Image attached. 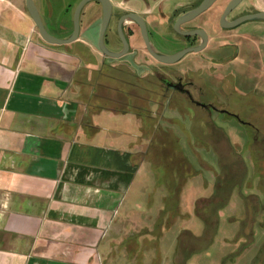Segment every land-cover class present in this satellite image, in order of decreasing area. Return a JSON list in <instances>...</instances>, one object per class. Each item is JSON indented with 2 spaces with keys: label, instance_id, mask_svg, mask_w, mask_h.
<instances>
[{
  "label": "crops",
  "instance_id": "obj_1",
  "mask_svg": "<svg viewBox=\"0 0 264 264\" xmlns=\"http://www.w3.org/2000/svg\"><path fill=\"white\" fill-rule=\"evenodd\" d=\"M203 26L206 47L172 67L215 107L144 85L163 68L146 56L131 66L142 84L130 85L105 69L131 55L110 62L83 31L49 44L24 0H0V264H136L140 254L142 264H229L251 230L242 255L264 243V166L253 157H264L261 127L240 120L251 130L233 135L212 112L229 114V96L264 110V21ZM173 146L193 174L177 193L165 176L180 167L159 160Z\"/></svg>",
  "mask_w": 264,
  "mask_h": 264
},
{
  "label": "rangeland",
  "instance_id": "obj_2",
  "mask_svg": "<svg viewBox=\"0 0 264 264\" xmlns=\"http://www.w3.org/2000/svg\"><path fill=\"white\" fill-rule=\"evenodd\" d=\"M24 1L26 3V0H24ZM125 1L126 0H111V2L116 5L117 12H115L114 17H113V22H112V24H110V27L108 29V35H109V38L111 40L110 47H112V48H119L120 47L118 37L116 36V17H118L120 15V13H122L123 11L125 12L126 8H127V10H129V9L137 10L141 15L146 16L149 23H150V26H151V29L153 30V32L160 31V33H163V34L168 33V26H167L168 21L166 18H168L169 15L172 16V14H173L172 11L166 12L167 13L166 16L162 17L157 13L156 9H154L152 11L153 13H151V11H148L147 13H145L144 9L133 8L132 4H129V3L124 4ZM35 2L39 8V11L41 13V16H42V19H43V22H44L46 28L48 29V31L52 35H54L55 37H58V38H64V37L69 36L73 32V30H74V15H75L76 8L79 5V3L81 2V0H35ZM196 2H197V0H191L190 3H187L185 9L195 5ZM174 5H176V4H174ZM121 6H123L125 8H123ZM181 11H182V9H179L178 11H176L175 15H177ZM213 13L214 12L212 11V14L211 13L204 14L199 20L190 23L188 26H193V25H197V24H206L214 16ZM102 17H103L102 16V9H101L99 2L98 1H92L84 7V9L82 11V18H81V23H82L81 24V31H83L82 32L83 36L86 37V39L89 38L90 41L92 42L93 46L101 54H103V53L100 50V48L98 47V39L100 36L101 27H102ZM131 26L132 25L130 23H128L126 25L128 30H130L129 28ZM36 30L39 33V29L37 28V26H36ZM132 32L133 31L131 30L130 33H132ZM170 32L167 35V37L173 38V37L177 36V34H175L174 32H172V31H170ZM154 37H155V39H156L155 41H157L158 45H161L162 47H164L163 46L164 40L162 39V37H160L158 35H155ZM133 39L135 40V37ZM135 48L142 49L143 46H142V44L137 43L135 45ZM103 56H105V58L110 62H114V60H116V59L111 58L109 56H106L104 54H103ZM139 56L141 58H144V56H146L145 60H147V61L152 60V62H154L155 64H160V66H162L161 63H158L149 54H145V52H141L139 54ZM105 71L108 72V74L111 73L113 75H116L117 77L118 76L128 77L133 83V84L131 83L130 85L142 84V82H140V81H137V82L135 81L134 77H135V71H137L136 69H131V70L127 71L123 66L121 67V66L117 65L116 67H107L105 69ZM127 74H128V76H127ZM150 81L151 82H148V80L145 81L144 85H153L154 84V86L156 85V86L160 87V84L157 82L156 78L154 80H150ZM101 82H102V80L99 81V84H97V86L100 85ZM101 85H103V84H101ZM106 85H110L111 87H117V88H119L120 86H125L123 82L121 83L120 81L114 80V79L111 80L110 78L106 81ZM99 88H100V86H99ZM99 88H97V89H99ZM101 88H103V87L101 86ZM129 91H131V90H129ZM196 98L202 104L210 103L208 101H211L209 97L203 98V97L197 96ZM223 98H224V100H226V96L225 97L223 96ZM228 99H229V102L227 105L224 106L223 109H226L229 112V114L219 113V112H215L212 110L214 116L215 117L217 116V118H218V120H217L218 123L223 125L225 128L228 129V131H230V133H232L234 135L237 132H239V133L244 132L245 133L246 129L251 130L250 127H246V126H243L241 124L240 120H243L246 122H250V123H254L256 125H259L261 127V130H262L260 134L264 135V110H262L263 108H258V109L255 108L254 110L253 109L250 110L248 104H246V107L243 108L245 105H243L241 103V100L245 99L247 101L248 100L250 101V99H251L250 96L247 98H240L241 100H239L238 97L229 96ZM174 101L175 100L172 99L171 102L173 103ZM197 111L200 112L199 114H204L202 109H198ZM165 121H167V122H165L166 126L169 123H174V124L176 123L175 124L176 129L179 130L177 127L178 126L177 121H174L173 119H169V121L168 120H165ZM225 123H228V124L230 123L231 125L229 126ZM199 131H200V129L198 128V126H196L195 132H199ZM255 133L256 132H254V131L252 132V134H255ZM258 134H259V132H258ZM252 144H253L252 149H254L253 148L254 147L253 141H251V145ZM262 144L264 146V143H261V145H260V143H256L255 146L257 148H260V147H262ZM157 149H158V147H157ZM170 153H171V148H169V150H165L162 156L168 155ZM260 156H262L261 153L259 154L258 152L253 151V157L255 158V160H257V165L259 164V166H264V157L260 158ZM263 156H264V153H263ZM159 160H160V162L165 164V166H168V164H170V166L172 167L176 163V160L173 158L167 159V158L162 157ZM168 179L172 182L173 175L169 176ZM262 227H264V226H262ZM262 232L263 231L261 229L260 233H262ZM259 240H260V243L263 242V239L260 238ZM260 243H258V245H260ZM231 244L234 245L232 247L234 249H236L235 244H233V243H231ZM258 245L256 246V248H253L254 252L250 251L251 249H249V253H247L245 255H242V252H241L238 256L228 259L227 263H229V264H247V263L252 264V262L257 261L258 259H259V261L256 264H259L260 262L263 263L264 262V251H262L261 253L259 252L261 249V246L263 244L260 247H258ZM128 250H129V254L131 255L130 257L131 258L135 257L136 252H133V251H135L134 246L130 245ZM139 256H141V254ZM139 256H136V258H137L136 264H142V262L144 261L143 257L141 259V257H139ZM143 256H144V254H143ZM180 260H179V262H180ZM180 264H182V263H180Z\"/></svg>",
  "mask_w": 264,
  "mask_h": 264
},
{
  "label": "flooded vegetation",
  "instance_id": "obj_3",
  "mask_svg": "<svg viewBox=\"0 0 264 264\" xmlns=\"http://www.w3.org/2000/svg\"><path fill=\"white\" fill-rule=\"evenodd\" d=\"M191 0H126L124 2V4H132L133 8H140V9H144L145 13H147L148 11H151V13H153L152 11L154 9H156L157 13L162 16L165 17L166 16V12H171L172 11V16H168L167 21V26H168V33L167 34H163L160 33V31H156L153 32V30L151 29L150 23L147 19L146 16L141 15L137 10L134 9H129L127 10V8L125 9V12L123 11L122 13H120V15L118 17H116V36L118 37V41L120 43V47L119 48H112L110 47V43L111 40L109 38L108 35V29L110 27V24H112L113 22V17L115 12H117V8L116 5L113 4V8H112V15H111V20L108 26V29L106 31V35H105V43L106 46L113 51H123L125 49L124 47V43L119 35V23L121 21V19L128 14H138L141 17L144 18L146 24H147V30H148V36H149V40L152 44V46L158 50L161 53L164 54H175L178 53L184 49H187L191 46H196L198 44L202 43V37L195 35V36H184L181 33L177 32L175 29V25L177 20L185 13H187L188 11L198 7L203 0H197L196 4L185 9L187 3H190ZM233 2V0H216L214 2V4L203 14H201L200 16H198L196 19H194L191 22L188 23H184L181 25V30L182 31H190V30H196V29H205V27L201 24H197V25H193V26H188L190 23L195 22L197 20H199L204 14L207 13H211L212 11L214 12V16L212 17V19L210 21H208L206 24L208 25L210 24H216L218 26V28L221 31H237L240 28H242L243 26L251 23V22H255V21H247L244 22L234 28L228 29V28H224L223 27V22L222 20L224 19V16L226 14V17L224 19V23L225 22H234L237 21L238 19L246 16V15H251V14H256V13H261L264 12V8H260L258 7V4H263L264 5V0H241L234 8H232L229 12H227V9L229 8L230 4ZM101 9H102V16H103V7L102 4L99 2ZM176 4V5H174ZM123 7V6H121ZM155 7V8H154ZM125 8V7H123ZM179 9H182V11L180 13L176 14V11H178ZM169 10V11H168ZM164 19V18H163ZM130 23L132 26L129 28L130 30L127 29L126 25ZM205 24V25H206ZM131 30L133 31L132 33ZM206 30V29H205ZM123 31H124V35L126 37V40L129 44V50L128 53L126 55H124L122 58H127L128 56H132V60L131 61H127L129 63H124L123 67L129 71L131 70V66H137L134 62L133 59L138 57L139 54L141 52H145V54H149L153 59H155L148 51L147 48V44H146V40L145 37L143 35L142 32V28L141 26L131 20H127L123 23ZM172 31L175 34H177L176 37H167V35L169 34V32ZM207 31V30H206ZM171 33V32H170ZM208 33V31H207ZM155 35H158L160 37H162V39L164 40V44L162 47L161 45H158L157 41H155ZM135 37V40L133 39ZM208 38H209V34H208ZM137 43L142 44L143 48L142 49H138L135 48V45ZM98 47H99V39H98ZM234 57H237L240 51V48L238 45H234ZM185 57V56H184ZM183 57V58H184ZM158 63L159 62L157 59H155ZM161 65H163V68H161V70L156 74V78L158 80V83L160 84V88L164 91V92H174L177 94H183L186 97V100L189 101L192 104H198V105H205V106H209V107H215L214 104H212V102L210 103H200L197 98L194 96L193 94V90H196V85L194 84L193 81H190L188 79H185L184 76H181L179 74V72L172 67L173 64H164L161 63ZM166 67V68H164Z\"/></svg>",
  "mask_w": 264,
  "mask_h": 264
},
{
  "label": "water",
  "instance_id": "obj_4",
  "mask_svg": "<svg viewBox=\"0 0 264 264\" xmlns=\"http://www.w3.org/2000/svg\"><path fill=\"white\" fill-rule=\"evenodd\" d=\"M92 1L100 2L102 4V7H103L102 27H101L100 36H99V48L104 55L109 56V57L114 58V59H119L128 53L129 44H128L126 37L124 35L123 23L127 20H131V21L138 23L141 26L149 53L161 63L175 64L178 61H180L188 53L200 52L206 47L207 42H208L207 31H205L204 29L182 31L180 27L182 24L191 22L194 19H196L198 16H200L201 14L206 12L214 4V2L216 0H203V2L198 7H196L194 9L188 11L187 13L183 14L177 20L176 25H175V29L177 32H179L182 35L187 36V37L198 35V36H201L203 40H202L201 44H199L197 46H191V47L184 49V50H182L178 53H175V54H164V53H161L158 50H156L152 46V44L149 40L147 24H146L144 18L138 14H133V13L125 15L119 23V35H120V37L124 43L125 49L123 51L110 50L106 46L105 35H106V31L108 29V26H109V23L111 20V15H112L113 4H112L111 0H81V2L79 3V5L76 8L75 15H74V30L69 36L64 37V38L55 37L54 35H52L48 31V29L46 28V26L43 22L41 13L39 11V8H38L35 0H26V7H27V10H28L31 18L33 19L35 25L39 29V33H40L42 39L45 42H47L49 44H53V45H67V44H71V43L77 41L80 38L82 11H83L84 7ZM240 1L241 0H233V2L230 4L229 8L227 9V12H229L232 8H234ZM226 14L224 16V19L226 17ZM224 19L222 20L223 27L231 29V28H234V27H236V26H238L244 22H247V21H264V12L246 15V16L238 19L237 21L230 22V23L229 22L224 23Z\"/></svg>",
  "mask_w": 264,
  "mask_h": 264
},
{
  "label": "trees",
  "instance_id": "obj_5",
  "mask_svg": "<svg viewBox=\"0 0 264 264\" xmlns=\"http://www.w3.org/2000/svg\"><path fill=\"white\" fill-rule=\"evenodd\" d=\"M172 152V154L174 155V157H173V159H175L176 160V163H175V165H173L172 167L173 168H178V167H180L179 169L181 170L180 171V174H178V176H175L176 174H174L175 173V171H174V169H171V172H173V174H168L167 175V177L165 176V179L166 180H168V177L169 176H172L173 175V179H172V181H173V184H176L175 186H176V193H177V190L179 189V187L189 178V177H191L193 174H191V173H189V170H188V168H187V164L183 161V159L179 156V154H178V149L175 147V146H173V149L171 150ZM240 164H242V162H241V160H240ZM243 165V164H242ZM186 166V167H185ZM183 169V170H182ZM185 169V170H184ZM176 170V169H175ZM183 171V172H182ZM239 176H241V175H239ZM238 176V177H239ZM214 209L216 210L217 209V207H214ZM260 209H261V207L259 206V205H255L254 206V211H253V214H257V213H259L260 212ZM216 231H217V222L215 221V222H213V223H211V224H209L208 226H207V233H208V236H211V237H209V242H211V240H212V238H213V235L216 233ZM247 239H248V241L247 242H245V243H243L241 246H240V248L234 253V254H232L231 256H229L230 258H234V257H236V256H238L241 252H243L244 251V249L248 246V245H250L253 241H254V232H253V230H251L250 231V234L247 236ZM191 247H189V246H187V247H185V250H187V251H192L191 249H190ZM262 251H264V243H263V245L261 246V249H260V253L262 252ZM259 261V259L257 260V261H255V262H252V264H256L257 262ZM259 264H264V262L263 263H259Z\"/></svg>",
  "mask_w": 264,
  "mask_h": 264
}]
</instances>
